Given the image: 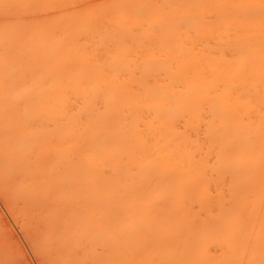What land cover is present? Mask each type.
Masks as SVG:
<instances>
[{
  "label": "bare ground",
  "instance_id": "6f19581e",
  "mask_svg": "<svg viewBox=\"0 0 264 264\" xmlns=\"http://www.w3.org/2000/svg\"><path fill=\"white\" fill-rule=\"evenodd\" d=\"M0 198L42 264H264V0H0Z\"/></svg>",
  "mask_w": 264,
  "mask_h": 264
},
{
  "label": "rangeland",
  "instance_id": "374dc122",
  "mask_svg": "<svg viewBox=\"0 0 264 264\" xmlns=\"http://www.w3.org/2000/svg\"><path fill=\"white\" fill-rule=\"evenodd\" d=\"M0 227H1L0 228V250H1L0 251V264H11V263L12 264H42L43 262L42 256L40 255L41 258H39L38 255L36 256L37 253L35 254L34 251H32V248H31L32 245L29 244V242L27 241V238H25L26 234L23 233L24 230L20 228L19 223L16 222L14 217H12V214H10V212L8 211V207L6 203L1 198H0ZM1 254L4 255V256L2 255L3 258L1 257ZM40 259H42L41 263H40Z\"/></svg>",
  "mask_w": 264,
  "mask_h": 264
}]
</instances>
